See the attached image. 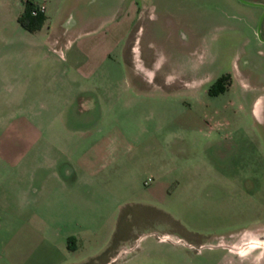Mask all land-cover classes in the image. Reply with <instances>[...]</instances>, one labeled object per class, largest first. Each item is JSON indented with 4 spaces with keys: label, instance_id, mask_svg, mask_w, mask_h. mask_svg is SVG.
Wrapping results in <instances>:
<instances>
[{
    "label": "rangeland",
    "instance_id": "obj_1",
    "mask_svg": "<svg viewBox=\"0 0 264 264\" xmlns=\"http://www.w3.org/2000/svg\"><path fill=\"white\" fill-rule=\"evenodd\" d=\"M29 1L47 14L33 30L17 21L25 0H0V175L21 178L23 191L42 179L39 190L60 191L45 164L55 160L62 174L74 136L62 153L63 136H37L30 119L4 115L79 110L64 121L86 129V145L116 130L123 151L98 184L97 218L121 210L128 243L164 227L203 243L196 264L235 258L218 239L248 243L229 246L238 256L264 243V0ZM221 74L229 84L215 83ZM69 219L54 212L36 222Z\"/></svg>",
    "mask_w": 264,
    "mask_h": 264
},
{
    "label": "crops",
    "instance_id": "obj_2",
    "mask_svg": "<svg viewBox=\"0 0 264 264\" xmlns=\"http://www.w3.org/2000/svg\"><path fill=\"white\" fill-rule=\"evenodd\" d=\"M43 14L41 26L47 22L45 6ZM47 70L45 69L46 72ZM92 71L91 68L87 74ZM43 77H46V73ZM92 85H95V82H92ZM65 100L66 103L69 102V99ZM87 100L93 104L95 98L91 96ZM78 111H49L46 107L44 110H32L28 114H23L19 109L4 115V118L30 119L28 128L37 136L44 132L48 135L63 136L60 145L56 146L62 153L66 150L64 146L67 140H64V136L72 135L75 138V149L74 157L66 156L62 164V174L54 170L55 160L51 159L45 164L48 170L46 176L51 177V182L56 183L60 191L54 192L50 189V183L46 185L45 191L39 190L43 179L34 185L30 182L31 190L23 191L21 178L7 180L4 175H0V264H194L195 257L200 253L199 248L203 246L202 242L194 245L195 243L184 240L164 227H150L136 233L134 241L128 243L129 236L123 233L124 225L121 227L119 224L118 214L121 210L117 212V207L109 210L104 224L97 218L104 213L98 184L109 178L107 171L113 167L119 150H123L118 145L116 130L98 132L97 137L86 145V129H71L64 121L72 116L80 117ZM47 142L50 143V140ZM157 182L159 181L155 179L153 184ZM6 187L9 189L8 194L4 192ZM54 212L68 214L69 223L55 225L48 220L36 222L37 216L51 215ZM32 217H36L35 222H32ZM53 230L62 231L63 239H52L47 232ZM259 236L261 237L262 233L241 238L249 240ZM261 238L259 240L262 241ZM243 242L239 245L235 240H216L215 245H227L226 253L234 255L235 258L222 255L211 264L263 263V242L254 244L256 248L245 251L243 255L230 253L229 246L249 245Z\"/></svg>",
    "mask_w": 264,
    "mask_h": 264
},
{
    "label": "trees",
    "instance_id": "obj_3",
    "mask_svg": "<svg viewBox=\"0 0 264 264\" xmlns=\"http://www.w3.org/2000/svg\"><path fill=\"white\" fill-rule=\"evenodd\" d=\"M34 4L30 2L29 0H25V5L22 13H20L17 16V21L19 24L28 29L33 30L40 26L41 22L44 19V14L42 11H36L35 13H30V9ZM228 74H221L218 77H216L215 83L219 81H224V79L228 78Z\"/></svg>",
    "mask_w": 264,
    "mask_h": 264
},
{
    "label": "built area",
    "instance_id": "obj_4",
    "mask_svg": "<svg viewBox=\"0 0 264 264\" xmlns=\"http://www.w3.org/2000/svg\"><path fill=\"white\" fill-rule=\"evenodd\" d=\"M44 10V4L43 3H37L34 4L31 9H30V13H35L36 11H42Z\"/></svg>",
    "mask_w": 264,
    "mask_h": 264
},
{
    "label": "water",
    "instance_id": "obj_5",
    "mask_svg": "<svg viewBox=\"0 0 264 264\" xmlns=\"http://www.w3.org/2000/svg\"><path fill=\"white\" fill-rule=\"evenodd\" d=\"M242 1H245V2H248V3H251V4L255 3V2H252V1H248V0H242ZM257 32H258V27H257Z\"/></svg>",
    "mask_w": 264,
    "mask_h": 264
},
{
    "label": "flooded vegetation",
    "instance_id": "obj_6",
    "mask_svg": "<svg viewBox=\"0 0 264 264\" xmlns=\"http://www.w3.org/2000/svg\"><path fill=\"white\" fill-rule=\"evenodd\" d=\"M220 82H221V81H220ZM223 82L226 83V84H229V82H228V78L224 79Z\"/></svg>",
    "mask_w": 264,
    "mask_h": 264
}]
</instances>
